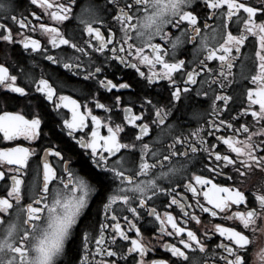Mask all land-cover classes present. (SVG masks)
Returning <instances> with one entry per match:
<instances>
[{"label":"snow or ice","instance_id":"obj_1","mask_svg":"<svg viewBox=\"0 0 264 264\" xmlns=\"http://www.w3.org/2000/svg\"><path fill=\"white\" fill-rule=\"evenodd\" d=\"M19 7L0 0V264H264V0Z\"/></svg>","mask_w":264,"mask_h":264},{"label":"flooded vegetation","instance_id":"obj_2","mask_svg":"<svg viewBox=\"0 0 264 264\" xmlns=\"http://www.w3.org/2000/svg\"><path fill=\"white\" fill-rule=\"evenodd\" d=\"M14 2L17 4L16 14L19 15V12L23 10L21 7H19V4H20L21 0H14ZM14 27H15V25H14ZM188 48H189V50H188V53H187V58L191 59L192 58L191 46H188ZM5 51H7V49L0 48V56H2ZM13 55H14V53H13ZM234 95L239 97V92H234ZM238 105H239V99H237V106ZM96 111H99V110H96ZM200 111H202L204 113V119H208L209 116L211 115V109H210L208 104H204V105L200 106ZM187 121H191V127L192 128H195L197 126V122L191 120L190 113L188 114V116H186V122ZM22 143H24L25 145L27 144L26 141H22ZM0 146H3V144H0ZM178 178H179L178 176L177 177H173V179H178ZM256 179H257V177L253 178V180H256ZM98 207H99V205H96V206H94L92 208V213H93L92 219L93 220L96 219V213H97ZM231 223H232L231 221L225 222V226H227L228 224H231ZM255 241H256L257 244L264 243V234H261L259 232L256 233L255 234ZM160 254H163V250L162 249L160 250Z\"/></svg>","mask_w":264,"mask_h":264}]
</instances>
